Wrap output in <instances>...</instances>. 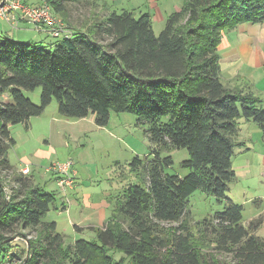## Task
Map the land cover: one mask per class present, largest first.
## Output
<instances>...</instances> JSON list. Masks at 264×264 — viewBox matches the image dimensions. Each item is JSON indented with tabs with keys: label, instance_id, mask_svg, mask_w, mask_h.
Masks as SVG:
<instances>
[{
	"label": "trees",
	"instance_id": "obj_1",
	"mask_svg": "<svg viewBox=\"0 0 264 264\" xmlns=\"http://www.w3.org/2000/svg\"><path fill=\"white\" fill-rule=\"evenodd\" d=\"M65 1L46 0L63 18ZM244 23H264V0H185L159 36L149 14L113 13L51 50L0 34V264H218L214 254L229 256L226 264H264L258 220L245 226V207L228 197L240 120L256 123L264 136L261 99L221 80L223 36ZM37 88L40 104L25 95ZM5 93L12 102L2 100ZM54 99L67 119L92 114L106 127L111 111L128 112L148 125L151 154L129 164L140 182L114 197L105 226L77 227L94 231V241L66 244L56 222L45 221L55 193L15 172L9 160L10 126L43 115ZM173 149L189 152L184 177L168 173L173 158L163 152ZM6 182L16 186L11 195ZM196 191L224 205L202 219L199 237L187 220ZM163 223L180 225L166 234ZM207 249L217 252L209 258Z\"/></svg>",
	"mask_w": 264,
	"mask_h": 264
},
{
	"label": "crops",
	"instance_id": "obj_2",
	"mask_svg": "<svg viewBox=\"0 0 264 264\" xmlns=\"http://www.w3.org/2000/svg\"><path fill=\"white\" fill-rule=\"evenodd\" d=\"M29 1L32 4H40L41 0ZM184 2L185 0H80L79 3H75V1L70 0L64 2V18L59 13L54 14L66 24L72 35L86 33L96 20L100 21L113 13H122L124 11L133 12L136 16L149 14L153 21L154 31H156V29L162 30L165 28L169 16L179 12ZM28 25L25 21H21L19 29H27ZM31 33L34 34L32 36L37 37L39 44L44 45L45 42H48L50 47H55L60 41V39H53L45 30L31 31ZM219 54L221 58L222 82L229 88L253 92L261 99V107L264 108V23H244L235 30L224 34L219 47ZM223 66L224 69L229 71L228 74L225 72L223 75ZM30 122L31 119L29 123L18 124V126L24 125L29 130L31 127ZM239 124L237 141L241 146H238L235 151V162L233 158L236 175H240L243 179L255 176L257 183L264 187L263 133L253 121L241 119ZM14 126H10V130L12 137L15 139L12 133ZM47 126L50 129L49 138L52 143L55 144V139H58V143L64 148H69L73 143L80 147L79 152L75 156V166L78 164L83 169L81 171L80 169H75L74 166L76 186L66 194L59 190L56 178L52 177L56 184V189L52 191L56 195V201L58 199L57 193H60L58 197L62 199V210L70 217L75 231L79 232L77 227L86 229L105 226L111 215V208L114 202V195L111 193L112 189H110L108 183L103 188L104 183L102 181L95 185V180L88 178L89 174L90 176L97 175L95 167L97 161L96 151L97 147L101 145L99 142L95 144V142L92 143L91 141L99 137L107 138V135L102 136L103 134H108L105 127L98 126L95 122V116L92 114L79 120L64 117L61 119L53 116L51 121L47 122ZM17 144L18 142L15 139V145ZM34 159L35 157L33 156L32 160L34 161ZM13 169L17 173L20 172L19 167ZM29 176L34 184L40 185L36 182L34 168H31ZM47 184L45 182L44 186H42L46 190ZM258 198L264 200V191L258 194ZM263 213L262 210H259L256 217L261 214V216H264ZM54 222L59 228L58 222L56 220ZM260 229L256 231L258 236L260 235ZM83 232L80 231V233Z\"/></svg>",
	"mask_w": 264,
	"mask_h": 264
},
{
	"label": "rangeland",
	"instance_id": "obj_3",
	"mask_svg": "<svg viewBox=\"0 0 264 264\" xmlns=\"http://www.w3.org/2000/svg\"><path fill=\"white\" fill-rule=\"evenodd\" d=\"M79 1L80 0H75V3H79ZM41 3H43V0L40 1V4ZM38 4H32L30 1H27L26 3L27 6ZM28 29L29 31H27ZM36 30V27L32 24H29L27 29H14L7 21L0 18V34L3 36H9L16 41L38 43L37 37L32 36L34 34L31 33V31L33 32ZM43 30L45 29H42V31ZM162 30L156 29L154 32L159 36ZM44 45L46 48L50 50L52 49L48 45V42H45ZM225 72H227V74L229 73V71L224 69L223 66V75ZM41 92V88H37L34 91H25V95L31 99L33 103L40 104ZM2 100L5 102H12V97L9 93H5ZM53 116L63 119L58 112V103L56 99H54L47 107L42 116L31 118V127L29 130H27L24 125L14 126L12 133L18 144L12 147L9 152V160L12 167H19V169L22 170L24 167L28 166L30 171L31 168H34L37 184L44 186L45 182H47V190L49 192L56 189V184L53 180V178L55 179L54 175L47 172L49 166L56 161L63 162L68 160H73L74 164H76L75 156L80 150V147H78L76 143L71 144L69 148H64V146L60 145L58 139H55V144L52 143L49 138L50 129L47 126V122H50ZM242 120L248 121L245 119ZM105 129L108 134H103L102 136L107 135V138L99 137L92 139L91 141L92 143L95 142V144L99 142L101 145L97 147L96 151L97 161L95 167L97 169V175L90 176L89 174L88 178L94 179L95 185L102 181L104 183L103 188L106 183H108L110 189H112L111 193L114 197H118L123 192L127 183L140 182V180H137L135 173L131 172V166L129 164L135 156L142 158L150 156L152 144L146 133L148 125L144 122H139L137 116L132 113H116L111 111L110 120ZM236 150L237 148L235 151ZM168 155L173 158V165L168 169V173L177 174L181 177L186 176L189 173V170L184 168L182 164L190 157L188 150L173 149L170 152H163V156ZM33 156L35 157L34 161L32 160ZM235 157L236 153L234 156V162L236 159ZM118 162L120 163L119 165ZM75 169L83 170L78 164L75 166ZM84 171L87 172L86 169H84ZM12 173L13 172H8L6 174L11 176ZM10 179L11 177H9V180ZM6 183L8 184L6 188L7 193L11 195L13 187L16 188V186L14 183ZM229 187L228 197L236 204L245 206L243 211L244 225L248 226L249 222L258 220L257 230L261 228L259 236L264 238V216H261V214L259 217H256L259 210H262L263 213L264 209L262 208L264 207V200L258 198V194L264 191L263 185L257 183L255 176L243 179L240 175H237L236 180L232 182ZM57 195L60 196V193H57ZM58 196L56 203H54L51 210L47 213L45 221L49 222L56 220L58 222L59 228L57 230L61 233L64 232L66 235V244H72L79 239H86L88 241L97 240L96 233L92 230H85L83 233L75 231L70 217L62 210V199ZM223 208L224 205H220L214 197L208 196L201 191H196L190 198L189 203L191 214L187 220L190 230L196 237H199L198 229L199 227L202 228V219L212 217L216 212L222 211ZM179 225V223H163L162 228L167 234L168 231L175 229ZM23 232L28 235V238L34 237L29 230ZM15 237H17L16 242L24 244L23 237ZM207 250L209 258L210 254L217 252L215 250L212 251V249ZM115 256L120 259L124 254L118 253ZM214 258L216 261H219L218 264H226L230 261V257L226 255L214 254Z\"/></svg>",
	"mask_w": 264,
	"mask_h": 264
},
{
	"label": "built area",
	"instance_id": "obj_4",
	"mask_svg": "<svg viewBox=\"0 0 264 264\" xmlns=\"http://www.w3.org/2000/svg\"><path fill=\"white\" fill-rule=\"evenodd\" d=\"M29 0H0V18L7 21L14 29L19 28L21 21L32 24L37 30L45 29L55 39L70 38L72 32L66 24L53 12L51 5L46 1L33 6H27ZM74 161H56L52 163L47 172L52 173L56 183L64 194L76 186V172ZM24 176H29L31 171L28 166L20 170ZM7 191V189H6ZM3 264H14L7 259Z\"/></svg>",
	"mask_w": 264,
	"mask_h": 264
},
{
	"label": "water",
	"instance_id": "obj_5",
	"mask_svg": "<svg viewBox=\"0 0 264 264\" xmlns=\"http://www.w3.org/2000/svg\"><path fill=\"white\" fill-rule=\"evenodd\" d=\"M14 240H16L17 239V237H15V238H13Z\"/></svg>",
	"mask_w": 264,
	"mask_h": 264
}]
</instances>
